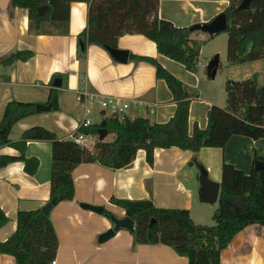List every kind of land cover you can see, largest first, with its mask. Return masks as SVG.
I'll return each mask as SVG.
<instances>
[{"label":"crops","instance_id":"crops-1","mask_svg":"<svg viewBox=\"0 0 264 264\" xmlns=\"http://www.w3.org/2000/svg\"><path fill=\"white\" fill-rule=\"evenodd\" d=\"M218 1L229 4V0ZM204 3V0H160L159 16L180 27L210 21L215 16L206 12ZM77 4L79 25L73 23ZM223 10L218 7L216 12ZM87 13L85 1H73L68 24H49L41 33H35L30 31L28 9L12 6V0H0V120L10 100L48 105L53 87L59 100L58 109L37 111L15 124L10 133L13 141L22 140L24 131L35 125L47 127L60 139H70L86 116L85 106L77 98L78 90L85 87L129 100L126 115L132 119L144 116L152 122H167L175 114L177 103L166 81L158 78L156 64L147 58L171 71L191 92L197 90L190 104V131L195 123L206 128L213 104L226 106L225 98L219 94L223 92L221 83L218 89L212 85L220 60L216 76H210V63L215 56L206 65L200 53L197 70L191 72L181 62L160 53L157 44L144 34L126 33L118 39V48L129 52L126 62L97 44H89L81 57L80 33L87 25ZM197 32L194 38L203 37ZM23 50L32 51L33 55L26 60L8 59ZM203 69L204 75L212 80L208 83L207 96L199 85V73ZM95 108L103 121L106 112L98 104ZM110 133L104 140L114 138H108ZM92 135L96 142L99 134ZM0 155L19 157L22 152L5 145L0 147ZM25 155L38 158L35 174L25 170V161L21 159L0 166V206L8 216L0 228V241L16 231L19 211L42 208L49 203L52 144L46 140H29ZM256 157H264V137L254 139L234 134L225 147H203L197 152L178 146L157 147L153 164L147 161L145 149L138 150L134 161L124 168L108 167L98 161L79 164L72 172L74 199L52 206L48 213L59 240L56 264H189L188 257L179 255L169 245L136 243L131 230L125 227L100 242L99 236L114 223L103 212L83 207L82 203L101 205L117 217H125V209L112 202L113 198H150L158 207L189 209L196 223L210 225L216 222L214 213L219 201L200 200L201 185L190 176L193 170L186 165L197 166L199 173L204 168L210 179L221 183L225 162L250 175ZM0 264H16V259L11 254L0 253ZM221 264H264V226L250 224L238 232L222 251Z\"/></svg>","mask_w":264,"mask_h":264},{"label":"trees","instance_id":"trees-1","mask_svg":"<svg viewBox=\"0 0 264 264\" xmlns=\"http://www.w3.org/2000/svg\"><path fill=\"white\" fill-rule=\"evenodd\" d=\"M85 1L88 4L87 25L80 35L86 45L80 48L84 57L89 44L109 50L118 48V39L126 33H141L153 40L160 53L181 62L188 70L196 71L202 45L205 41L194 38L191 26H176L171 20L159 16L160 0H12V6L28 9L30 31L41 33L49 24H68L70 4ZM243 0H229L224 9L227 14V55L233 63L264 59V0H251L241 7ZM47 5L40 14L39 7ZM213 36V35H211ZM32 51H17L8 59L26 60ZM157 76L166 81L177 103L175 114L164 123L152 122L139 116H126L123 120L112 115L103 119L111 141L98 140L93 148H85L71 139H60L55 132L43 125L26 129L20 141H13L10 133L15 124L37 112V104L10 100L0 120V147L12 145L20 149L19 157L0 155V166L21 159L25 170L35 174L39 160L26 157L29 140H46L52 144L51 193L53 206L75 197L73 170L83 162L98 161L112 168L129 166L140 149H145L146 159L154 162L157 147L178 146L193 152L203 147H225L234 134L254 139L264 137V83L257 75L245 80H228L225 84L226 106L213 104L208 113V124L201 128L195 123L190 131L189 86L171 71L152 58ZM51 110L59 108L58 91L51 89L47 102ZM100 124L83 128L98 135ZM261 169L254 168L250 175L230 163H224L219 194V207L214 225L196 223L189 209L158 207L150 198H113L112 202L125 209L135 221L131 232L136 243H163L179 255L188 257L189 264H221V253L234 236L250 224L264 226V157ZM103 214L114 215L107 208ZM8 216L0 206V228ZM59 246L58 235L50 214L42 208L18 212L17 229L5 241H0V253L11 254L16 264H51Z\"/></svg>","mask_w":264,"mask_h":264},{"label":"water","instance_id":"water-1","mask_svg":"<svg viewBox=\"0 0 264 264\" xmlns=\"http://www.w3.org/2000/svg\"><path fill=\"white\" fill-rule=\"evenodd\" d=\"M250 1L251 0H243L240 6L241 7L247 6L250 3ZM46 8L47 5H43L39 7V13L42 14ZM227 24H228L227 14L224 11H222L219 14H217L214 18H212L210 21L194 23L193 25H191V29L193 31H202L208 33L209 35H214L222 31H225L227 28ZM80 45L82 49L86 45L85 37L83 35H80ZM110 52L116 59L122 62H126L128 60L129 57L128 50L111 48ZM218 63H219V55L216 54L210 63L209 71L212 77L216 76ZM49 109H50L49 105L37 104V111L49 110ZM98 133L100 140H104L105 137L108 135L109 129L106 127V121H102L100 123V128L98 130ZM262 167H263V161L257 158L255 160V168L261 169ZM199 179L201 185L199 189L200 200L209 203H214L217 200H219L221 183L210 179L207 171L202 167L200 168ZM52 206L53 203L49 202L48 204L42 207V210L46 214H48L52 209ZM82 206L88 209H92L99 213H102L104 209V207L101 205H91L87 203H82ZM111 220L113 221L114 226L108 229L107 231L103 232L99 236L100 242H105L111 237H113L116 234V231L122 227L128 228L129 230H133L135 227V221L128 215L125 217H117L116 215H112Z\"/></svg>","mask_w":264,"mask_h":264},{"label":"rangeland","instance_id":"rangeland-1","mask_svg":"<svg viewBox=\"0 0 264 264\" xmlns=\"http://www.w3.org/2000/svg\"><path fill=\"white\" fill-rule=\"evenodd\" d=\"M204 6L206 8V12L208 11V14L211 16H216L217 13L216 9L220 7L221 9H225L228 5L226 2H222L220 4V1L218 0H204ZM224 11V10H223ZM53 30H58L55 28V26H51ZM197 33H201L203 37L199 38L203 41H205L202 45L201 49V57H203L204 64H208L209 61L216 55L219 54V69H218V75L216 78L213 79L212 85L215 88H219V86L222 85V91L221 93L223 98H225L223 104H227L226 102V90H225V84L228 80H245L254 77V75H257L258 82L260 84L264 83V59L260 58L257 60L252 61H245V62H238L233 63L229 61L228 55H227V48H228V32L222 31L220 33L214 34L213 36L209 35L208 33L199 31ZM196 34V33H195ZM200 59V58H199ZM195 72V71H191ZM201 76L200 80V87L201 90L204 91L206 96L208 95V92L210 91V88L208 87V83L210 85V82L212 81L209 77H206L204 75V69L202 73H199ZM211 76V75H210ZM221 83V85H220ZM190 88V87H189ZM195 95L197 94V90L193 89ZM192 91V92H193ZM218 93V92H217ZM218 94V96H219ZM114 134L110 133L108 138H113ZM88 146L91 147V144ZM94 146V145H93ZM93 148V147H92ZM187 169L193 170V174L190 176L194 177L195 181L197 183H200L199 179V168L197 166L191 167L190 164L186 165ZM199 181V182H198ZM193 184V181H190ZM219 207V205H218ZM217 210V209H216ZM216 212V211H215ZM105 215V214H104ZM215 215V213H214ZM107 216V215H106ZM109 217V216H107ZM111 220V217H110ZM113 222V221H111ZM214 223H210V225H214Z\"/></svg>","mask_w":264,"mask_h":264},{"label":"built area","instance_id":"built-area-1","mask_svg":"<svg viewBox=\"0 0 264 264\" xmlns=\"http://www.w3.org/2000/svg\"><path fill=\"white\" fill-rule=\"evenodd\" d=\"M77 98L84 104L86 116L80 121L78 128L71 135L70 139L82 147L89 149L93 147L95 141L92 139V133L83 131V128L100 124L103 118L102 115L96 113L95 105L98 104L100 109L106 112L104 118L115 115L121 120L127 116L126 110L130 107L129 100L122 99L115 95H102L96 91L89 90L86 87L78 90ZM96 118H99L97 123L95 121ZM89 144H91V147L88 146ZM51 264H56V259L52 260Z\"/></svg>","mask_w":264,"mask_h":264},{"label":"bare ground","instance_id":"bare-ground-1","mask_svg":"<svg viewBox=\"0 0 264 264\" xmlns=\"http://www.w3.org/2000/svg\"><path fill=\"white\" fill-rule=\"evenodd\" d=\"M220 4H222V2H220ZM81 5V4H80ZM77 6H78V4L75 6V8H74V24H78L79 25V22L81 21L80 20V17H79V9L77 8Z\"/></svg>","mask_w":264,"mask_h":264}]
</instances>
